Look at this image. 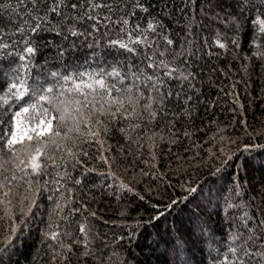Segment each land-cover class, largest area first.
I'll return each mask as SVG.
<instances>
[{
	"label": "trees",
	"instance_id": "16d2710c",
	"mask_svg": "<svg viewBox=\"0 0 264 264\" xmlns=\"http://www.w3.org/2000/svg\"><path fill=\"white\" fill-rule=\"evenodd\" d=\"M51 2L37 0V10L30 0H0V43L8 45L0 50V96L22 63L25 41L36 49L24 73L28 93L20 101L11 96L7 104L0 101V134L10 128L13 114L30 103H37V111L26 116L35 119L22 118V129L38 123L44 108L49 118L58 115L51 105L38 102L33 90L52 87L65 98L61 86L72 84L63 81L64 75L107 73L115 67L127 78L122 84L120 77L107 82L123 89L133 86V72L160 75L162 69L147 68L146 57L158 61L165 58L159 52L166 51L169 60L167 54L180 53L173 65L180 78L162 77L165 99L154 120L146 113L129 119L93 115L102 121L91 124L100 143L95 137L84 136L87 143L76 137L73 147L72 139L57 138L79 155L73 159L58 152L59 167L42 156L40 162L48 167L39 175L20 179L23 174L15 173L12 203L0 205V264H228L234 259L229 248L240 243L231 235L239 233L245 238L256 234L249 241L256 251L264 243V229L258 227L264 219V33L254 21L264 20V0H95L112 6L95 11L87 0H66L83 7L62 8L63 15L84 19L65 21L50 13L33 34V16L44 15ZM122 17L129 21L126 28L119 22ZM149 20L156 32L136 31L137 25L146 29ZM67 24L83 35L71 36ZM129 34L147 37L144 44H129L135 54L110 46L111 40L128 43ZM84 82H91L87 75ZM135 84L144 93L143 104L154 90L150 82ZM121 95L113 90L114 97ZM80 127L87 132L83 122ZM2 145L0 140V163L11 158ZM24 195L35 196L31 212ZM13 223L17 232L5 245L4 234ZM82 224L88 256L82 255ZM51 231L59 233L55 241L46 237Z\"/></svg>",
	"mask_w": 264,
	"mask_h": 264
},
{
	"label": "snow or ice",
	"instance_id": "6c2138e0",
	"mask_svg": "<svg viewBox=\"0 0 264 264\" xmlns=\"http://www.w3.org/2000/svg\"><path fill=\"white\" fill-rule=\"evenodd\" d=\"M25 0H20V3L23 4ZM33 8H37V0H30ZM44 0H41L43 3ZM88 6L92 11L96 9L105 7L111 10L110 4H102L97 3L95 0H87ZM83 7V5H78L73 2L70 5L66 3V0H52L51 4L47 7L44 15H36L33 16V19L36 21L34 25L31 26L30 30L33 34L37 33L41 28V22L47 23L48 14L54 13L58 17H62L65 21H78L84 19V16H64L61 11L62 8L70 7L72 10L77 9V7ZM139 9L144 12H147L148 9L144 7L143 4L137 3L135 5ZM0 7H4L0 4ZM87 15V13H85ZM87 19L93 20L94 17L91 15H87ZM122 25L127 27L129 24L128 19L121 18L119 21ZM27 23V21H25ZM254 23L258 25L259 31L264 33V20L257 18ZM68 33L77 37L79 35H83V33L75 30L72 24H67ZM95 30V28H94ZM122 31L124 28L121 29ZM20 32L25 31V29L20 28ZM137 32L143 31H151L156 32V24L153 23L152 20H149L147 23L146 29H141L140 25H137ZM60 35L59 32L56 33ZM158 34V33H157ZM129 42L125 43L122 40H111L110 46H117L121 49H124L130 53L135 54L136 50L129 46L130 43L134 44H144L147 41V37L144 36L142 39H132L131 34H129ZM168 46L173 44V41L169 39L167 36L163 38ZM217 44L220 48H224L225 45L223 43ZM25 48L23 49V53L19 56V60L22 62L19 67L13 69L15 75L11 76V83L7 85V91L4 96H0V101L3 104L8 103V97H13L16 101L22 100L25 95L29 91V87L27 86L26 80L24 79V73L28 71V63L27 58L30 56H34L36 53L35 47L31 46L28 41H25ZM91 47V45H89ZM151 47L150 44L147 45ZM8 47L5 43H0V50L6 49ZM63 55V51L60 52ZM11 55V53H9ZM167 55L171 56V60L166 58V51H160L159 56L165 57L164 59L154 60L153 56H147L146 59L149 61L147 64V68H155L162 69V73L160 75L153 76L151 74H145L143 71H140L139 74L136 72L132 73V78L134 81L133 86H128L125 88H118L116 83L109 84L108 78L115 80V78L120 77L119 83H123V80L127 77L122 76L121 72L117 68H113L111 71L105 73L104 71H100L96 74H87L85 72H79L75 78L64 75L62 77L65 83L71 82L72 87L69 89H63L62 91L65 94V98L58 97L54 89L52 87L42 88L33 90V95L36 97L37 101L40 103H45L51 105V111L57 113L58 115H50V110L48 108H44L43 112L40 113L41 117L39 122L32 125L30 124L28 127L21 128V124L23 123L22 118H26L31 120L35 119V116L27 115L30 113H36L37 111V103H30L27 106H22L19 111H16L11 117L12 124L10 128L6 131H3L0 134V140L3 141V148L7 149L9 153H11V158L3 160L0 163V205H4L5 202L7 204L12 203V198L15 195L13 193V185L11 181H17V176L15 173L19 172L23 175L20 179H24L30 175H39L42 171L46 170L48 167L47 164H42L40 162L41 157L43 156L47 161H51V166L59 167L57 164V153L65 152L67 156L75 159L79 152H74L73 148L65 147L60 143V140H73V147H77L76 137L81 138V142L87 143L89 140H85L84 136L87 137H95L97 143H100L99 133L95 131L91 124L94 123L96 125H101L102 121L98 118L93 119V115L97 116H105L108 115L112 119H115L119 114L124 119H129L132 116H137L139 118H144V114H147V118L149 120H154L157 116V110L162 108L165 94L160 91V88L163 87L164 80L162 77L172 78H180L175 74L178 72V68L173 66L175 60L180 55V53H169ZM88 76L90 83L84 82V77ZM182 75V74H181ZM190 75V73H189ZM53 77H58L59 74L56 72L52 73ZM141 77H144L142 80ZM187 76H183V79L187 80ZM76 80L80 82L77 83ZM135 81H140L141 84H146V82H150L151 88L154 90L153 94L147 96L146 102L141 104L140 101L145 99L144 93L140 90V87L135 84ZM82 89H88L87 92ZM135 89V90H134ZM113 90L117 93H122L121 96H113ZM41 92L45 94H40ZM48 93H53V95H47ZM157 93L159 95H157ZM75 94V95H73ZM171 96L172 94L169 92L167 94ZM82 97V99L80 98ZM91 97V98H89ZM190 99V97H189ZM153 105H156L157 108H153ZM140 109L138 112L137 109ZM84 109H89V112H85ZM91 113V114H90ZM85 117H87L85 119ZM55 121V123H54ZM83 122L87 128L86 133H82L80 124ZM91 122V123H90ZM134 127H139V124H136ZM106 131V129H105ZM123 131V129H122ZM71 133H75L74 136H70ZM57 138H60L58 140ZM17 146H20L19 151L17 150ZM85 155L87 153H84ZM101 160H104L103 155L99 157ZM231 155L228 156L227 159H231ZM63 159L62 157L60 158ZM79 163V160H76ZM105 163H108L107 160H104ZM226 161H222L224 163ZM6 165H12L11 168L6 167ZM31 169V172L28 171ZM88 171H92V169H88ZM6 173H11V175H6ZM59 175V172H57ZM63 178V177H61ZM30 186L34 183L32 180L26 181ZM35 183H39V181H35ZM76 184H79L80 181L76 180ZM123 187H127V185H122ZM29 192L32 191L31 187L28 189ZM189 192H195V188H189ZM239 195V193H237ZM23 200H28L27 203V212H31L32 207L35 205V196L33 195L31 199L27 195L23 196ZM57 208H60V204L56 205ZM26 214V213H25ZM93 215H95L93 213ZM248 214L245 213V216ZM23 223V221H20ZM247 223V221H245ZM258 227L264 229V219L259 221ZM17 232L16 224L13 223L12 226L8 229L7 233L4 234L3 243L5 245L10 244L12 242L13 235ZM80 232L84 234V248L85 251L82 253L83 256H88L90 253L87 251L88 248V236L86 232L85 225L80 226ZM251 233V230L249 229ZM59 236V233L56 231H51L50 233H46V237L56 240ZM256 234L251 233L246 238L243 233L232 234L231 240L233 242L240 241V243L235 244L229 248V251L232 253L233 260H229L228 264H264V243L260 245V247L256 250H252V244L249 241L256 239ZM63 248H67L68 251H71L69 246L61 245ZM3 248H0V251H3ZM59 254V253H58ZM227 259V258H226Z\"/></svg>",
	"mask_w": 264,
	"mask_h": 264
},
{
	"label": "rangeland",
	"instance_id": "374dc122",
	"mask_svg": "<svg viewBox=\"0 0 264 264\" xmlns=\"http://www.w3.org/2000/svg\"><path fill=\"white\" fill-rule=\"evenodd\" d=\"M39 85H37V87H38Z\"/></svg>",
	"mask_w": 264,
	"mask_h": 264
}]
</instances>
